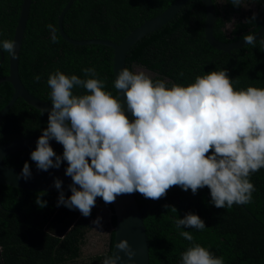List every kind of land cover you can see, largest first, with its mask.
<instances>
[{"label":"trees","instance_id":"trees-1","mask_svg":"<svg viewBox=\"0 0 264 264\" xmlns=\"http://www.w3.org/2000/svg\"><path fill=\"white\" fill-rule=\"evenodd\" d=\"M22 1L0 0V48L5 53L0 77L9 74ZM68 2L32 0L19 72L34 95L73 110L81 131L70 144L17 150L3 161L15 167L58 165L109 172L123 132L114 49L76 45L62 37L58 16ZM173 2L74 0L63 28L76 39L121 42ZM214 2L219 40L242 39L264 23V0H250L257 11L250 8L226 31L242 2ZM205 19L203 2L189 0L168 23L138 40L126 57L131 80L134 63L161 74L149 79L152 94L135 86L142 119L139 150L170 157L204 150L222 158L243 137L231 147L225 167L199 155L173 163L134 161L131 183L147 229L150 264H264V41L219 50L205 37ZM143 83L139 79L141 88ZM158 88L164 92H154ZM13 93L10 82L0 83V111ZM69 128L66 119L19 97L1 122L0 146L21 137L63 134ZM71 193L1 185V264H78L95 211L80 214ZM27 209L37 213L25 214ZM36 216L40 224L34 229L29 217ZM114 234L107 254L97 256L100 264L111 262Z\"/></svg>","mask_w":264,"mask_h":264},{"label":"water","instance_id":"water-1","mask_svg":"<svg viewBox=\"0 0 264 264\" xmlns=\"http://www.w3.org/2000/svg\"><path fill=\"white\" fill-rule=\"evenodd\" d=\"M188 1L174 0L163 12L145 20L140 26L133 29L121 42L107 38L76 39L69 36L63 28V20L74 0H69L58 16V29L62 37L68 42L76 45L102 44L114 49V79L122 108L123 132L109 172L94 168L58 165L15 167L4 163L5 156L17 150L36 147H61L70 144L77 139L81 131V120L73 110L37 97L27 89L20 77L19 57L32 0H23L21 4L9 53V74L0 77V83L10 82L12 84L14 93L0 111V125L9 109L21 97L28 104L41 111L66 119L70 128L67 132L59 135L21 137L2 144L0 146V187L1 185H9L35 191L72 189L71 196L80 200L78 208L80 214L86 211L94 198L102 197L107 200V206L110 210L109 219L113 223V217L116 218V223H113L111 228V235L113 232L115 234L110 264H150L147 229L133 191L130 176L132 165L137 158H150L173 163L199 155L210 158L225 167V159L231 147L243 138L235 139L228 146L222 158L204 150L191 151L179 157H170L138 149L142 119L135 86L140 89L141 86L139 85V78L135 77L134 80H131L128 74L127 53L142 37L173 19ZM201 1L206 8L205 37L213 47L229 52L233 48L242 47L254 40L264 41V23L257 31L242 39L236 41L219 40L214 34L215 23L218 19L216 4L214 0ZM0 54L1 64L5 58V53L1 48ZM133 66H136L137 70L149 79L161 75L158 71L140 63H134ZM154 92L163 93L164 90L158 88ZM149 93L152 94V91ZM166 94L169 97L172 96L169 92Z\"/></svg>","mask_w":264,"mask_h":264},{"label":"flooded vegetation","instance_id":"flooded-vegetation-1","mask_svg":"<svg viewBox=\"0 0 264 264\" xmlns=\"http://www.w3.org/2000/svg\"><path fill=\"white\" fill-rule=\"evenodd\" d=\"M224 1V0H223ZM249 1L250 0H241L242 2V5L240 6V10L238 11H234V14H233V22L231 21L230 23H227V25L224 27V30L226 31H229V30H232V27L235 26V22L237 21V19L242 15V14H246V13H249L250 12V8H253L255 11H257V4L256 2H253V3H250L249 4ZM261 5V4H260ZM255 32L254 28L251 29V34ZM228 38H233V34H227ZM234 41V40H233ZM134 69L136 70V74H135V77L139 78V79H143L144 83L142 84V88H141V91L143 90H146L145 92L143 93H146L149 90L151 84L149 83V78L148 77H145L140 71L137 70V67L136 66H133ZM146 78V79H144ZM148 90V91H147ZM27 197V196H26ZM70 200L75 202L77 204V208H79L80 206V200L77 199L75 196H71L70 195ZM97 207H100L102 208V210H104V213L106 215H104V219L106 220L105 222V225L101 228H99L98 230L96 229V224L94 223L95 222V218L97 217V214L99 213L98 211V208ZM88 211H95V216L92 218L91 220V228L86 232V235L84 237V240L82 242V256L80 257V260L78 262V264H100L99 261L97 262V256H100V255H106L107 252L110 250L109 247L111 246V240H112V235H111V228H112V222H111V219H109V214H110V210L107 206V200L103 199L102 197L101 198H94L89 206L87 207L86 211L85 212H88ZM35 211H32L30 209V211L27 209L25 211V214H31V215H34ZM22 216V219H24V215L21 214ZM40 216V215H39ZM39 216H36L35 218L33 217H29V220L33 221V228L36 229L39 224H40V218ZM102 217V215H101ZM95 228V230L93 231V229ZM47 229V228H46ZM55 234L57 235L58 233L55 232ZM103 237V248L102 249H99V251L97 252H88V248H91L92 249H96L97 247V241L94 240L96 239V237ZM4 249V247L2 246L1 242H0V257H1V254H2V250ZM0 264H1V258H0ZM66 264H75L74 262H68Z\"/></svg>","mask_w":264,"mask_h":264},{"label":"rangeland","instance_id":"rangeland-1","mask_svg":"<svg viewBox=\"0 0 264 264\" xmlns=\"http://www.w3.org/2000/svg\"><path fill=\"white\" fill-rule=\"evenodd\" d=\"M97 208H98L99 213L97 214V217L95 218V222L94 223L96 224V229L98 230L99 228H101V227H103L105 225L106 220L104 219V215L106 213L104 212V210H102V208H100V207H97ZM101 215H102V217H101ZM105 217H106V215H105ZM103 219H104L105 222L103 221ZM94 230H95V228L93 229V231ZM94 240L97 241V247H96V249H92L91 246H90V248H88V252H91V251L97 252V251H99V249L103 248V244H104L103 237H98L97 236L96 239H94Z\"/></svg>","mask_w":264,"mask_h":264}]
</instances>
